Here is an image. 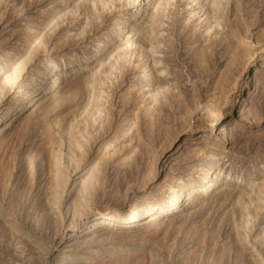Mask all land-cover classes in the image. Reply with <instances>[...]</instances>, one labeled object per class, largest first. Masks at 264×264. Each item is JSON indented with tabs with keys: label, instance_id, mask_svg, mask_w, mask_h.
<instances>
[{
	"label": "rangeland",
	"instance_id": "rangeland-1",
	"mask_svg": "<svg viewBox=\"0 0 264 264\" xmlns=\"http://www.w3.org/2000/svg\"><path fill=\"white\" fill-rule=\"evenodd\" d=\"M58 1L0 0V59L22 50L25 38L42 34V44L21 73L20 84L43 67V62L79 53L99 37L112 35L110 28L115 19L129 13L122 7L125 0H113L108 5H93L86 0L75 15L61 21L57 12L49 28L39 30ZM199 1L203 7L200 15L189 14L201 10L199 6L192 7L193 0H166L161 9L156 7V0L147 1L148 13L154 16H145L139 27L148 28L150 35L143 32L138 54L124 62L111 79L103 81L99 106L102 118L90 127L95 138L86 145L89 152L85 162L110 150L109 163L103 166L92 205L100 209L127 208L135 201L160 193L168 179L198 163L194 152L199 145L180 156L177 165L169 164V157L187 135L204 133L209 135L208 142L218 144L224 154L220 163L225 164L222 178L226 184L205 204L199 205V201L186 206L166 218L159 231L144 238L140 232L127 231L124 222L109 226L114 232L102 230L88 237L80 236L83 227L75 231L66 229L67 204L76 192L70 193L66 187L60 203L47 204L50 155L47 146L43 147L50 138L65 146V120L80 112L90 93L96 91L97 77L86 72L73 74L66 80L71 88L80 86L78 93L67 89L55 96L60 87L55 88L52 98L30 111L20 132L22 137L0 152V264H56L69 251L74 257L72 264H151L143 259L150 250L156 251V264H215L216 253H210L213 246L209 239L216 231V251L224 248L225 255H229L225 264H264V195L249 207L235 204L237 194L241 189L249 191L251 184L254 193L245 198L256 197L255 189L264 180V87L255 94L251 105H236L251 57L260 59L264 49V0H221L215 16L210 12L213 0ZM205 11L211 14L206 19ZM209 24L212 29L206 31ZM156 45L154 50L152 46ZM233 56H237L236 61ZM230 59L234 63L229 64ZM158 85L164 89L154 107L142 93ZM148 108L152 116L147 115ZM136 117L140 124L138 133L132 130L127 137L134 134L135 138L123 139L120 126ZM227 117L228 140L222 141L219 127ZM113 145L118 150L113 151ZM60 167L66 169V164L61 161ZM228 190L233 193L227 199ZM61 212L64 219L58 224L55 214L62 216ZM243 216L249 221L244 227ZM237 230L245 238L241 235L237 241ZM203 235L207 240L201 244ZM90 248H98L97 253L91 254Z\"/></svg>",
	"mask_w": 264,
	"mask_h": 264
},
{
	"label": "bare ground",
	"instance_id": "bare-ground-1",
	"mask_svg": "<svg viewBox=\"0 0 264 264\" xmlns=\"http://www.w3.org/2000/svg\"><path fill=\"white\" fill-rule=\"evenodd\" d=\"M89 1H91L93 5H97V3L108 5L109 3H112L113 0ZM147 1L148 0H125V4L122 7L125 11L128 10L129 13L118 16L115 19L113 26L110 28V32L113 33L112 35L99 37L95 42L90 43L85 50L79 53H68L65 56L63 55L43 62V67L37 69L36 73H33L26 81L24 79L25 83L23 84L19 83V78L21 73L25 70L27 64L31 61L37 48L42 44L40 41L42 34L38 33L25 38L22 50L19 49L18 52L11 53L7 58L0 59L1 153L7 149L9 144L12 143L14 139L22 137V133L20 134V132L25 127L23 125L27 118L29 119L28 115L30 111H34L38 105H41L48 98H50L53 95L52 92L55 88L60 87L57 95L55 96H58L67 89H75L78 93L80 86L71 88L72 85L67 83L68 79L66 80L68 76L86 72L90 73L91 76L98 78L96 91H92V94L90 93L89 100L86 102L82 110L72 115V117L67 121L65 120V134L68 138L66 143L67 145L65 144L64 146L62 141L50 138L45 142L43 147L45 149V146H47L46 151L49 152L50 155V160H48L49 170H46L48 173L47 176L49 175L48 177L50 180V192L48 191L49 197H47V204L52 206L60 203L59 200H61L62 193L65 191L66 187V190H69L68 192H76L75 197L71 200L70 204H67V208H69L65 213H69V221L68 223H65V228L75 231L79 227H83L81 231L82 234L80 235L82 237H88L91 236V234L92 236H95L102 230L114 232L113 228H109V226H118L124 222V224L127 225V227H124L127 231L140 232V237L144 238V236L159 231L166 218L174 216L186 206H194L195 203L199 201V205H203V203L205 204L206 200L212 197L214 193L218 192L222 189L224 184H226V182L223 183L222 178L223 166H225V164L220 163L224 155L222 150L219 149L217 146L218 144L208 142V134H193L185 137L183 143L174 152V154L169 157V164L172 166L177 165L179 163V157L187 154L190 150H193L191 148L196 145L199 146L195 149V152H193L198 157V163L190 165L184 173L179 171L182 174L168 179L167 182L164 183L160 193L149 195L140 201H135L127 208L114 206L100 209L95 206L93 207L92 205L93 197L96 193L97 187L99 186L98 181L103 173V166L107 164L110 157V150H104L99 158L88 159V161L85 162L89 152V147L86 145L91 144V139L95 138L92 135L90 127H93L99 119L102 118V111L99 106L102 98L101 93L103 81L111 79V77L116 74V71L123 66L124 62L129 61L133 56H135V54H138L139 49L142 47L141 42L143 32L150 35L148 28L143 30V28L139 27V22L145 16L149 18L154 16V13H148ZM220 1L221 0H213V7L210 11L212 16H215ZM76 2V0H59L58 4L53 7V12H51L38 26V29L43 31L44 29L49 28L52 24V17L57 12L61 15L59 18L61 21L68 15H75L80 10L81 4L86 2V0H81L79 4ZM156 2V7L161 9L166 0H156ZM195 6H199L201 10L192 11L189 14L200 15L203 7H200L199 0H193L192 7L194 8ZM203 15H206V19L211 14L205 11ZM211 29V24L206 26V31ZM152 47L155 50L157 45ZM238 47L237 51L240 52ZM260 52L262 55L261 58L256 59V57H251V63L245 70L247 75L243 78L241 92H239L237 101L235 100L237 107L241 103L242 105L246 104V106L251 105L255 100V94L259 93L264 87L262 82V75L264 73V49H261ZM241 53L242 52H240V54ZM242 54H244V52ZM236 57L237 56H233L231 58L235 60ZM233 59H230L229 64L234 63ZM163 89V86L158 85L152 89L145 90L142 94H144V96H148L151 100V105L155 107L160 100V94L163 92ZM232 107H234V105ZM146 111L147 115L152 116L150 108ZM219 116H221V114H219ZM138 121V117H136V119L133 118V120L127 119L120 126V129L123 132V139L128 138L131 141L135 138L134 134L129 137H127V135L130 134L129 132L132 130L138 133L140 125ZM149 121L151 122V120ZM229 123L230 122L227 117L222 120L219 127L220 133H223L222 141L228 140V132L230 128ZM106 146L110 147L111 143H107ZM113 146V151H116V145ZM14 153H17V151ZM188 158H191V156ZM61 161L66 164V169H62L60 167ZM125 171H128L129 173V170L126 169ZM224 174L225 176L228 175V171ZM230 175L232 174L230 173ZM0 180H2L1 176ZM257 186L255 189V193L257 194H255L256 197H250L248 200L245 198V195L247 196L250 192L254 191L253 185L251 184L249 186V191L247 189H241V191L237 194L238 196L235 204H241L242 206L245 205L247 207L253 201H261V195H264V180ZM226 192L225 196L228 199V195L232 194L233 190H228ZM42 206H44V204ZM261 209L263 208H260V210ZM235 211L236 209L233 207L231 213L234 215ZM63 213L61 212L62 216L55 214L56 217L54 220H56L58 224L61 222L63 223ZM258 213L259 212H256V215ZM241 219L243 220L242 227L249 223L248 219H245V216ZM108 232L106 234H108ZM218 232L219 231H216L209 239V245L214 247L210 248V253H216V260L214 259L215 264H225V258H229V255H225L227 252L226 249L222 248L221 251L219 250V252H217L215 248L217 245ZM241 235H243V233L238 232L237 230L235 237L237 241L241 240ZM164 237L166 239V236ZM243 238H245L244 235ZM106 239H108V236L99 239V242H104ZM205 240L207 239L205 238V235H203L199 243L202 244ZM95 241L96 240H92L91 242L94 243ZM261 244V246L264 245V227L263 234L261 236ZM94 245L95 247L98 246L96 244ZM262 248L264 250V247ZM96 249L98 248H90L88 251L93 254L95 251H98ZM231 249L232 248L230 247L229 250ZM192 250L193 248L190 250V253ZM242 250H244L243 247ZM239 255L241 257L242 252ZM157 258L156 251L153 252L150 250V253H148L143 259L150 261L151 264H156ZM73 260V253L69 251L61 255L56 264H72ZM163 262L164 261H162V263Z\"/></svg>",
	"mask_w": 264,
	"mask_h": 264
}]
</instances>
